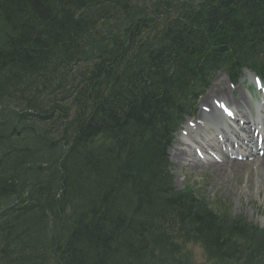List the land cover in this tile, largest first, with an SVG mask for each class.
I'll return each mask as SVG.
<instances>
[{
    "label": "trees",
    "instance_id": "obj_1",
    "mask_svg": "<svg viewBox=\"0 0 264 264\" xmlns=\"http://www.w3.org/2000/svg\"><path fill=\"white\" fill-rule=\"evenodd\" d=\"M233 63L264 74V0H0V264H264L169 174L191 86Z\"/></svg>",
    "mask_w": 264,
    "mask_h": 264
},
{
    "label": "bare ground",
    "instance_id": "obj_2",
    "mask_svg": "<svg viewBox=\"0 0 264 264\" xmlns=\"http://www.w3.org/2000/svg\"><path fill=\"white\" fill-rule=\"evenodd\" d=\"M217 81V80H216ZM220 85V82L217 81L214 85L213 90L210 92L214 93V97H217L219 101L222 103H229V100L227 99L226 95V88L223 86L222 89H217L218 86ZM213 101V99H212ZM241 102V100H239ZM203 103V102H202ZM204 103H210L209 98H206L204 100ZM203 103V104H204ZM211 104V103H210ZM232 105L235 108V111L237 109V114L241 116L239 118L240 121L243 122L247 126L245 131L242 130L244 133V136H240L238 131L234 132L231 130H228L225 132L226 128L221 127L219 123H216L219 126L218 131H215L214 129L211 130L210 127L203 126L205 125L204 122L205 120L208 123H211L213 119V107H211V117L204 115V112L201 111L199 113V118L196 120V124H190L187 127L190 126H195L196 129L194 128H188L186 130V134L184 136H179L177 138V145L176 148L173 149L172 153V158L173 161H176L180 164V166L187 167L189 169H195V170H203L204 165H208L210 167L211 172L217 173L216 179L218 180V186L219 185H225L224 183L227 181L228 178H232L234 175H238L241 173L240 171H244L247 169L248 164L242 162L236 161V160H231V157L234 156L237 158L238 156H242L245 159L251 158L253 161L258 160L259 158H256L253 153H248V147L250 144L254 141L257 140V138H254V132L259 131L258 135H261V137L264 138V126L257 124V121H255L252 118H249L245 114L241 112V107L240 104L237 102H233ZM212 105V104H211ZM262 119H264V110L262 111ZM215 120V119H214ZM255 122V125H254ZM203 126V127H202ZM239 126V124H238ZM250 126H256L253 131H251ZM259 126V128H258ZM241 127V126H240ZM203 129L202 132L199 130ZM211 130V131H210ZM192 133H195V136H191ZM218 136H221L223 138L224 142L221 143V140L218 138ZM231 137L234 138L235 143L231 141ZM243 142V146L245 149H247V152L244 150L240 149H235V145L237 146V141ZM257 142V141H255ZM223 146H227V148L222 149ZM256 147V145H254ZM180 147V148H177ZM230 147V151H229ZM197 150L201 152V155H209V152H212L214 155L216 154L219 156L220 160L219 162H216L213 160L212 156L206 158L205 160L201 161L200 159L197 158L196 155H193L192 151L196 154ZM260 150H263L261 148ZM256 151L257 153L260 152ZM258 162L260 163L259 166H257L254 170H251L253 172H245L246 174V187L245 191L248 192V189L250 186H254L257 189V192L261 195L262 188L264 186V158H260ZM240 192H236L235 195H239Z\"/></svg>",
    "mask_w": 264,
    "mask_h": 264
},
{
    "label": "rangeland",
    "instance_id": "obj_3",
    "mask_svg": "<svg viewBox=\"0 0 264 264\" xmlns=\"http://www.w3.org/2000/svg\"><path fill=\"white\" fill-rule=\"evenodd\" d=\"M151 1L154 2L156 0H137V5H150ZM216 80L225 83L227 90H231L228 81H226V77L221 74L216 75L211 80L210 88L207 91L202 92L197 103L196 115L201 109L202 105L200 103L202 102V98L205 94L212 91ZM251 83L252 80L250 73H247V71L243 72L236 88L237 92H239L236 94L237 98L239 97L242 99L246 96L245 89L249 87ZM228 94L229 100L233 102L231 93L228 92ZM245 103L247 104L248 102L246 101ZM246 104L243 105V110L245 114H248V110L245 109L247 107ZM187 121L189 120L186 119L185 124ZM175 145L174 142L168 152H170V149H173ZM170 159H172L170 162L173 164L171 169V174L174 175L173 185L177 190H182L184 187L190 186L194 188L195 191H198L201 196L206 197L214 206H216L218 202L223 203L226 207L230 208L233 216H242L247 219V222L256 224L259 228L264 229V186L261 195L258 194L259 192L256 193V188L254 186H250L248 189L249 193L245 191V177L247 174L245 172H250L252 170L253 165L251 163L248 164L245 172L240 171L241 173L238 175L228 178L224 183V186H218V184H216L218 183V180L216 179L217 173L211 172L209 168H204L202 171L194 169L190 170L180 166L178 162L173 161L171 156ZM236 192H240L238 196L235 195ZM196 252L199 253L200 250L196 249Z\"/></svg>",
    "mask_w": 264,
    "mask_h": 264
}]
</instances>
